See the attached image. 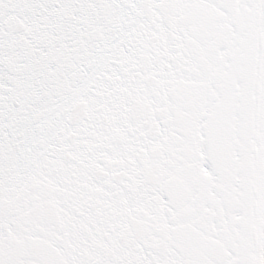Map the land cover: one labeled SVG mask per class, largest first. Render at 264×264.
I'll list each match as a JSON object with an SVG mask.
<instances>
[{
  "label": "snow or ice",
  "instance_id": "snow-or-ice-1",
  "mask_svg": "<svg viewBox=\"0 0 264 264\" xmlns=\"http://www.w3.org/2000/svg\"><path fill=\"white\" fill-rule=\"evenodd\" d=\"M0 264H264V0H0Z\"/></svg>",
  "mask_w": 264,
  "mask_h": 264
}]
</instances>
